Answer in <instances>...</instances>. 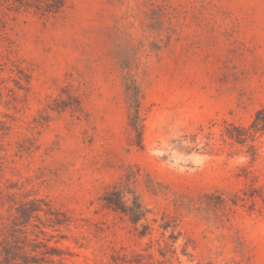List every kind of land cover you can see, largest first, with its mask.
Returning a JSON list of instances; mask_svg holds the SVG:
<instances>
[{"label":"rangeland","instance_id":"374dc122","mask_svg":"<svg viewBox=\"0 0 264 264\" xmlns=\"http://www.w3.org/2000/svg\"><path fill=\"white\" fill-rule=\"evenodd\" d=\"M263 109L264 0H0V264H264Z\"/></svg>","mask_w":264,"mask_h":264},{"label":"trees","instance_id":"16d2710c","mask_svg":"<svg viewBox=\"0 0 264 264\" xmlns=\"http://www.w3.org/2000/svg\"><path fill=\"white\" fill-rule=\"evenodd\" d=\"M256 126L259 127V125L262 126V124L264 125V109L258 114L257 119L255 121ZM264 127V126H263ZM264 130V129H263ZM141 145V144H139ZM110 207L115 210V211H122L123 213H126L127 215H129L133 221H139L140 219H142L143 217H145L144 212L141 209V206L138 204L137 206H134V209H130V210H125V208H123L122 203L113 200L110 204ZM24 261V264H34L36 262H30V257H25L22 258Z\"/></svg>","mask_w":264,"mask_h":264}]
</instances>
